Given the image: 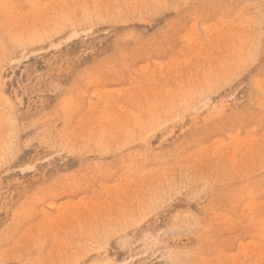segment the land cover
I'll use <instances>...</instances> for the list:
<instances>
[{
    "label": "rangeland",
    "instance_id": "obj_1",
    "mask_svg": "<svg viewBox=\"0 0 264 264\" xmlns=\"http://www.w3.org/2000/svg\"><path fill=\"white\" fill-rule=\"evenodd\" d=\"M0 264H264V0H0Z\"/></svg>",
    "mask_w": 264,
    "mask_h": 264
},
{
    "label": "bare ground",
    "instance_id": "obj_2",
    "mask_svg": "<svg viewBox=\"0 0 264 264\" xmlns=\"http://www.w3.org/2000/svg\"><path fill=\"white\" fill-rule=\"evenodd\" d=\"M118 131V130H117ZM65 252V251H64Z\"/></svg>",
    "mask_w": 264,
    "mask_h": 264
}]
</instances>
